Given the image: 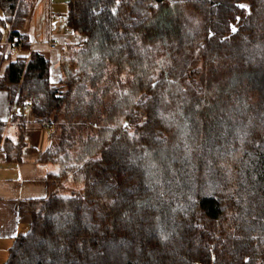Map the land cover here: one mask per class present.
Listing matches in <instances>:
<instances>
[{
  "label": "trees",
  "instance_id": "1",
  "mask_svg": "<svg viewBox=\"0 0 264 264\" xmlns=\"http://www.w3.org/2000/svg\"><path fill=\"white\" fill-rule=\"evenodd\" d=\"M32 6L0 0V47ZM67 26L57 83L37 51L0 77L55 166L5 264H264V0H70Z\"/></svg>",
  "mask_w": 264,
  "mask_h": 264
},
{
  "label": "crops",
  "instance_id": "2",
  "mask_svg": "<svg viewBox=\"0 0 264 264\" xmlns=\"http://www.w3.org/2000/svg\"><path fill=\"white\" fill-rule=\"evenodd\" d=\"M69 1L33 0L29 17L22 27L28 37L27 46L12 59H0V77L12 60L37 51L49 58L51 82L60 80V58L64 48L83 40L82 35L67 26ZM2 29L3 42L12 28ZM51 41L57 46H50ZM28 108L26 104L24 117L17 115L15 98L8 90L0 89V264L7 261L15 237L29 228L31 216L27 202L45 196L47 172L55 170V166L39 162L41 152L51 143V128L33 121ZM21 142V160L17 161V145L21 146Z\"/></svg>",
  "mask_w": 264,
  "mask_h": 264
},
{
  "label": "built area",
  "instance_id": "3",
  "mask_svg": "<svg viewBox=\"0 0 264 264\" xmlns=\"http://www.w3.org/2000/svg\"><path fill=\"white\" fill-rule=\"evenodd\" d=\"M28 42L26 35L12 39L10 36L2 42V48L0 50L1 59H12L22 49L24 43ZM50 46L55 47L57 43L55 41L50 42ZM45 125V124H43Z\"/></svg>",
  "mask_w": 264,
  "mask_h": 264
}]
</instances>
